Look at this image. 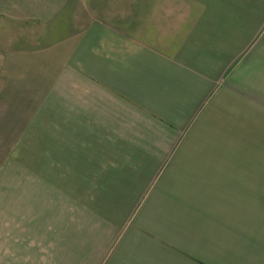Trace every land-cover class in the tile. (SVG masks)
I'll return each instance as SVG.
<instances>
[{"label":"crops","instance_id":"0c3cea01","mask_svg":"<svg viewBox=\"0 0 264 264\" xmlns=\"http://www.w3.org/2000/svg\"><path fill=\"white\" fill-rule=\"evenodd\" d=\"M29 91L88 192L29 264H264V0H29Z\"/></svg>","mask_w":264,"mask_h":264},{"label":"rangeland","instance_id":"374dc122","mask_svg":"<svg viewBox=\"0 0 264 264\" xmlns=\"http://www.w3.org/2000/svg\"><path fill=\"white\" fill-rule=\"evenodd\" d=\"M0 15L1 29L9 38L3 42L4 50L9 52L16 40L25 51L0 64L5 78L14 77L17 84L9 92L10 104L17 111H2L0 121V264H29V235H58L60 231L73 235V210L87 205L84 196L88 192L81 190L86 177L76 178L73 160L62 156L65 146L59 140L63 136H52L58 129L48 126L53 120L49 116L56 113L45 118L40 112L33 126L26 125L33 112L29 110L35 108L40 96L29 91V0H0ZM34 80L31 86H36ZM8 89L9 85L3 86V99Z\"/></svg>","mask_w":264,"mask_h":264}]
</instances>
